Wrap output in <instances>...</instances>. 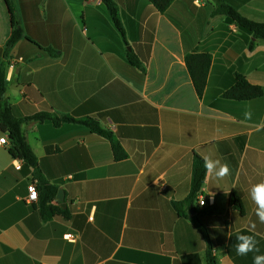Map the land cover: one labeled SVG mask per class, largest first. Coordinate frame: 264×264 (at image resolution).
<instances>
[{
	"label": "crops",
	"instance_id": "0c3cea01",
	"mask_svg": "<svg viewBox=\"0 0 264 264\" xmlns=\"http://www.w3.org/2000/svg\"><path fill=\"white\" fill-rule=\"evenodd\" d=\"M112 1L125 38L102 0H0V68L14 115L77 120L22 126L41 175L64 191L65 207L51 204L69 219L42 217L39 198L29 200L34 169L11 155L10 138L0 145V264H208L210 244L217 264H253L264 255V223L249 195L264 181V95L228 93L237 75L264 89V42L215 14L214 0H175L165 13L149 0ZM220 1L264 22V0ZM14 22L24 37L6 56ZM191 53L212 58L203 96ZM88 119L113 134L126 159L81 123ZM196 155L230 168L222 180L207 175L199 194L207 203L195 202L197 212L211 210L209 241L174 208L190 194ZM239 235L254 236L259 252L237 255Z\"/></svg>",
	"mask_w": 264,
	"mask_h": 264
},
{
	"label": "trees",
	"instance_id": "16d2710c",
	"mask_svg": "<svg viewBox=\"0 0 264 264\" xmlns=\"http://www.w3.org/2000/svg\"><path fill=\"white\" fill-rule=\"evenodd\" d=\"M107 6L112 20L125 38V31L122 26L119 8L112 0H102ZM156 10L160 13H165L168 8L174 3L175 0H149ZM217 2L215 14L225 15L227 23L236 24L239 29L248 37L252 36L256 40L264 42V22H255L244 17L237 9L224 4L220 0ZM24 37V30L14 22L13 32L6 45V56L8 52ZM254 42L251 43L250 48H253ZM130 59L135 63V59L130 54ZM187 66L194 83L195 89L199 96H203L204 91L208 84V76L212 64V58L206 53H191L186 58ZM6 64L4 63L0 68V128L4 133L9 134L11 141L10 153L15 159H20L24 162L27 168H33L35 179L37 180L40 210L41 215L45 220L53 217H63L64 219L70 218V213L63 210L59 206H53L51 203L56 199L59 188L50 182L46 181L39 171L38 158L35 155L31 145L28 143L27 138L22 130V126L30 121H44L51 120L56 126L64 123L77 122L73 115H52L49 113L38 114L32 117L19 118L14 115L12 105L8 100L7 83H6ZM264 95V89L260 86L250 84L247 79L242 75H237L235 84L229 91L228 96L240 101H248ZM81 123L90 127L95 133L99 134L110 140L115 159L117 161L127 158L120 142L113 136V134L103 129L98 122L92 119L84 120ZM206 170L204 168V159L198 155L195 156L192 170L191 191L189 196L180 202L174 203V208L180 216L189 217L194 226L206 237L209 241L207 227L203 220L206 214L211 210L197 212L195 209V202L201 193L206 180ZM234 206L242 210L241 202L237 197L233 198ZM193 208L195 215H189L188 211ZM208 264H217V260L213 255L211 244L207 252Z\"/></svg>",
	"mask_w": 264,
	"mask_h": 264
},
{
	"label": "clouds",
	"instance_id": "9594fccd",
	"mask_svg": "<svg viewBox=\"0 0 264 264\" xmlns=\"http://www.w3.org/2000/svg\"><path fill=\"white\" fill-rule=\"evenodd\" d=\"M245 118L251 119L252 113L245 112ZM204 168L206 174L212 176L216 180H222L230 174V168L227 163H222L219 159H213L211 156H205ZM249 195L256 205V215L261 223H264V181L252 185ZM258 241L252 235L237 236L235 244L236 254L246 256L249 252H259L257 247ZM264 261V255H256L253 257V264H261Z\"/></svg>",
	"mask_w": 264,
	"mask_h": 264
},
{
	"label": "built area",
	"instance_id": "2783aa9c",
	"mask_svg": "<svg viewBox=\"0 0 264 264\" xmlns=\"http://www.w3.org/2000/svg\"><path fill=\"white\" fill-rule=\"evenodd\" d=\"M84 2L86 3H90V2H93L95 0H83ZM15 64L12 63L10 65V67H14ZM9 144V137L6 135V134H3L2 136H0V145H8ZM18 169H21V165H16ZM28 190H29V200L31 202H36L39 198V192H38V189H37V186H36V183H32L29 185L28 187ZM211 200V203L213 202V199L212 198H209ZM207 203V198L205 196H199V204L201 206H204L205 204ZM66 239L72 241V242H76L77 241V236L75 234H68L65 236Z\"/></svg>",
	"mask_w": 264,
	"mask_h": 264
},
{
	"label": "water",
	"instance_id": "95a60500",
	"mask_svg": "<svg viewBox=\"0 0 264 264\" xmlns=\"http://www.w3.org/2000/svg\"><path fill=\"white\" fill-rule=\"evenodd\" d=\"M57 200L59 201V202H61L62 203V206L63 207H65L64 205V191L62 190V189H60L59 191H58V194H57ZM192 214L194 215L195 213H194V211H192Z\"/></svg>",
	"mask_w": 264,
	"mask_h": 264
}]
</instances>
